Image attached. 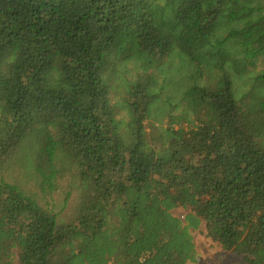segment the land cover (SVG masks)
I'll use <instances>...</instances> for the list:
<instances>
[{
  "label": "trees",
  "instance_id": "trees-1",
  "mask_svg": "<svg viewBox=\"0 0 264 264\" xmlns=\"http://www.w3.org/2000/svg\"><path fill=\"white\" fill-rule=\"evenodd\" d=\"M0 177V264H264V0H0Z\"/></svg>",
  "mask_w": 264,
  "mask_h": 264
},
{
  "label": "rangeland",
  "instance_id": "rangeland-1",
  "mask_svg": "<svg viewBox=\"0 0 264 264\" xmlns=\"http://www.w3.org/2000/svg\"><path fill=\"white\" fill-rule=\"evenodd\" d=\"M177 62L178 61L175 63ZM131 69L132 64L129 66V70ZM35 149V143L31 141L26 143L22 150L15 154L9 161L8 171L6 172V177L4 179L9 183L19 184L29 193L41 195L38 186V179L33 178L32 171L27 172V169L34 168ZM27 174L30 176L28 177ZM1 178L2 177H0V179ZM59 185L60 186L55 189L54 192L47 194V196L43 198L52 208L63 212L65 210H63L62 207L66 197L70 206H72L76 200V185L75 180L70 173L65 175L64 179L59 182ZM65 213H63V215H66ZM173 213L182 217L186 211L177 209L174 210ZM192 234L199 253L197 264H246L243 257L237 255L233 251H222L220 247L209 240L206 236V228L204 224H202L197 230H193Z\"/></svg>",
  "mask_w": 264,
  "mask_h": 264
}]
</instances>
